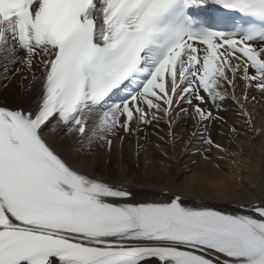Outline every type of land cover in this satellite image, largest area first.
Listing matches in <instances>:
<instances>
[{
    "label": "snow or ice",
    "instance_id": "obj_1",
    "mask_svg": "<svg viewBox=\"0 0 264 264\" xmlns=\"http://www.w3.org/2000/svg\"><path fill=\"white\" fill-rule=\"evenodd\" d=\"M251 90L264 0H0V264H264V194L122 165L161 121L208 159L225 113L250 129Z\"/></svg>",
    "mask_w": 264,
    "mask_h": 264
},
{
    "label": "bare ground",
    "instance_id": "obj_2",
    "mask_svg": "<svg viewBox=\"0 0 264 264\" xmlns=\"http://www.w3.org/2000/svg\"><path fill=\"white\" fill-rule=\"evenodd\" d=\"M242 87L241 84L236 88L238 96ZM249 96L256 97L254 101L250 99L247 102L254 120L252 128L235 120L230 112L225 113L228 123L224 128L213 126L211 129L213 138L223 150L211 148L207 153L208 159L201 154L202 147L197 141L188 143L192 130V122L188 121L187 124L174 125L171 136L167 135L168 127L160 126L158 134H147V142L144 133L135 140L136 144L130 137L123 145L124 170L129 177L135 174L144 186L156 190L173 182L189 181L197 190L226 189L233 196L245 200L259 197L264 194V94L251 90ZM234 123L235 134L230 130ZM257 129L261 131L257 133ZM138 144L142 146L139 149ZM111 167H119L116 149ZM140 186V183L135 185Z\"/></svg>",
    "mask_w": 264,
    "mask_h": 264
}]
</instances>
